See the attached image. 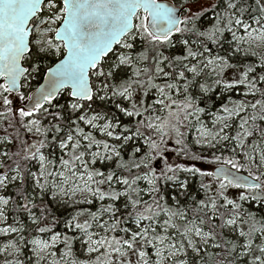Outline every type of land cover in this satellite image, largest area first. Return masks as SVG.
Masks as SVG:
<instances>
[{
	"label": "snow or ice",
	"instance_id": "obj_1",
	"mask_svg": "<svg viewBox=\"0 0 264 264\" xmlns=\"http://www.w3.org/2000/svg\"><path fill=\"white\" fill-rule=\"evenodd\" d=\"M0 264H264V0H0Z\"/></svg>",
	"mask_w": 264,
	"mask_h": 264
}]
</instances>
